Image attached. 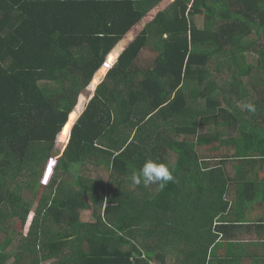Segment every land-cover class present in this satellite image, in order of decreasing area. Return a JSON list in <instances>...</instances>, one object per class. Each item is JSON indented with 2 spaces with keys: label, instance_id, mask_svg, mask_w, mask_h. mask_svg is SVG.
Here are the masks:
<instances>
[{
  "label": "trees",
  "instance_id": "1",
  "mask_svg": "<svg viewBox=\"0 0 264 264\" xmlns=\"http://www.w3.org/2000/svg\"><path fill=\"white\" fill-rule=\"evenodd\" d=\"M261 72L264 0H0V264H264ZM148 160L174 181L133 184Z\"/></svg>",
  "mask_w": 264,
  "mask_h": 264
},
{
  "label": "crops",
  "instance_id": "2",
  "mask_svg": "<svg viewBox=\"0 0 264 264\" xmlns=\"http://www.w3.org/2000/svg\"><path fill=\"white\" fill-rule=\"evenodd\" d=\"M124 41H125V43L123 45V48L126 47V45L129 42L128 40H124ZM121 51H120V53H121ZM117 57H118V55L115 58L116 60H117ZM116 60H115V62H116ZM108 69H106L105 72L100 76V78L98 79L99 80L98 82H100V80L106 74V72H107ZM253 75H255V74H253ZM96 85H98V84H96ZM96 88H97V86H96ZM96 88L94 89V91L96 90ZM95 93H96V91H95ZM234 96H235V98H237L236 95H234ZM254 96H258V99L255 100ZM262 97H263V100H261L260 95H251V96H245V95H243L241 98L239 97V100H237V106H238L237 109H238V112L240 111L238 116L241 117L242 119H244V121L248 123L249 127H252V125H253L252 124V121L256 122V119H257V116H258V111H259V108L261 107V103L264 104V95ZM248 104L254 105L255 106V111H249L248 108L246 107V105H248ZM259 122H261L260 125L264 129V120L263 119H260ZM242 129L245 130V128H243L239 123H236L235 122V124L232 126V130H231V128L229 130L232 131V133H230V134H232V136L234 138H237L240 141V139H243V137L240 138V136H241V133L240 132H241ZM227 137H229V135H226L225 138H227ZM256 172L259 174L258 175V179H261V181H264V169H262V170L255 169V170L252 171V174H254ZM260 187H262V185ZM229 193L231 195L234 193L232 188L229 190ZM253 206H250V208H249V214H252V216H254L253 210H255V208L257 207L255 205H253ZM244 217H245V222L244 223L247 224L249 222L248 214L245 213ZM242 224H236V225H242ZM263 236H264V233H263ZM235 237H236L235 240L242 241V242L256 241V240L259 239V235L256 232L255 225L254 226H251L248 231H240V232H238ZM219 241H221V238L219 239Z\"/></svg>",
  "mask_w": 264,
  "mask_h": 264
},
{
  "label": "rangeland",
  "instance_id": "3",
  "mask_svg": "<svg viewBox=\"0 0 264 264\" xmlns=\"http://www.w3.org/2000/svg\"><path fill=\"white\" fill-rule=\"evenodd\" d=\"M121 48L123 49V47H120V49ZM249 63L252 64L253 73H254L256 71V66H257L255 59L254 58L249 59ZM253 79H256L254 81V84L257 81H260V82H262L261 86L262 85L264 86V82L262 80H260V79H264V72H261V74H255ZM98 81L99 80H97L96 84H98ZM95 88H96V85H95ZM92 94H93V92H92ZM90 97L88 98V100L90 99ZM201 149L202 148H199L200 151H201ZM202 153H204V151H202ZM174 159H175L174 156L170 157V163H172L174 161ZM50 169H52V170L50 171ZM53 172H54V169L50 167V163L49 162L46 163V166L44 168L43 175H42V178H41V182L45 181L44 183L47 184L51 180V177L53 176ZM80 173H87V174L90 173L92 176L101 177V178H103L106 175V174H104V171L101 168L97 169L92 164L83 166L80 169ZM67 177H69V176L67 175ZM25 191H28V190H25ZM42 192H43V188L42 187H38V189L36 190L35 194H33V195L29 191L25 192L26 195L27 194H29V196L32 195V197H31V208H30V213H29V217H28L29 221L32 219V217H33V215H34V213L36 211V207L39 204V200H40V196H41ZM80 219L84 220V221H89V220H91V217L89 216L88 212L85 211V212L82 213ZM26 227H27V225H24V228H23V226L20 224L19 219H13L12 225L10 227V231H11V233H15L17 231H23L24 233H26L27 230H28V229H26ZM4 238H5V235L0 233V241L3 240Z\"/></svg>",
  "mask_w": 264,
  "mask_h": 264
},
{
  "label": "clouds",
  "instance_id": "4",
  "mask_svg": "<svg viewBox=\"0 0 264 264\" xmlns=\"http://www.w3.org/2000/svg\"><path fill=\"white\" fill-rule=\"evenodd\" d=\"M246 107L249 111H255V106L252 104H248ZM170 181H174V176L169 167L152 160L146 161L142 168L132 176L133 184L140 185L142 183L145 187L158 184L160 188H163Z\"/></svg>",
  "mask_w": 264,
  "mask_h": 264
},
{
  "label": "water",
  "instance_id": "5",
  "mask_svg": "<svg viewBox=\"0 0 264 264\" xmlns=\"http://www.w3.org/2000/svg\"><path fill=\"white\" fill-rule=\"evenodd\" d=\"M158 9H160V8H157V10H158ZM155 12H156V10L152 11L151 13H149V14L144 18V20L147 21L148 19H150V18L154 15ZM118 45H119V44H118ZM118 45H117V46H118ZM117 46H116V47H117ZM116 47H114L113 50H112L110 53H112V52L115 50ZM119 50H120V45H119ZM110 53H109V54H110ZM109 54H108L107 57L105 58V61H104V63L102 64L101 67H103V65L109 61V57H108ZM119 54H120V52L118 53V55H119ZM111 65H112V64H111ZM111 65H110V66H111ZM110 66H109V67H110ZM109 67H108V68H109ZM108 68H107V69H108ZM105 70H106V69H105ZM96 83H97V82H96ZM49 163H50V160H49ZM42 184L44 185L45 183L42 182Z\"/></svg>",
  "mask_w": 264,
  "mask_h": 264
}]
</instances>
